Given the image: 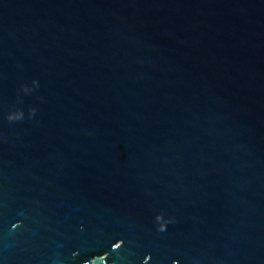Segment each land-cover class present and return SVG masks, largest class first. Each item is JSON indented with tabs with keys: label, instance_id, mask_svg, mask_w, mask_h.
<instances>
[{
	"label": "water",
	"instance_id": "water-1",
	"mask_svg": "<svg viewBox=\"0 0 264 264\" xmlns=\"http://www.w3.org/2000/svg\"><path fill=\"white\" fill-rule=\"evenodd\" d=\"M156 250L264 264V0H0V264Z\"/></svg>",
	"mask_w": 264,
	"mask_h": 264
},
{
	"label": "flooded vegetation",
	"instance_id": "flooded-vegetation-1",
	"mask_svg": "<svg viewBox=\"0 0 264 264\" xmlns=\"http://www.w3.org/2000/svg\"><path fill=\"white\" fill-rule=\"evenodd\" d=\"M98 228H106L108 229V231L110 232H113L114 234H117L118 231H120V226L118 225V223L116 224V222H112V221H108V220H99L98 222ZM99 236V235H98ZM100 237V236H99ZM99 241L102 242L99 238ZM101 248H109L110 247V242L109 243H104L103 246H100ZM128 250L127 249H124L123 252H127ZM151 255V258L156 261L157 263L159 264H162L164 262V259H162V254L160 253V250H156V252L154 253H150ZM172 259H176V257H172L170 258V260ZM173 261V260H172ZM170 262V261H169Z\"/></svg>",
	"mask_w": 264,
	"mask_h": 264
},
{
	"label": "clouds",
	"instance_id": "clouds-1",
	"mask_svg": "<svg viewBox=\"0 0 264 264\" xmlns=\"http://www.w3.org/2000/svg\"><path fill=\"white\" fill-rule=\"evenodd\" d=\"M156 220L158 222V230L159 231H165L168 221L163 220L161 216H157Z\"/></svg>",
	"mask_w": 264,
	"mask_h": 264
}]
</instances>
